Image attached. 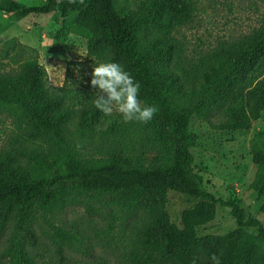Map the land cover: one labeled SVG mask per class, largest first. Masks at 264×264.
<instances>
[{
  "label": "trees",
  "instance_id": "trees-1",
  "mask_svg": "<svg viewBox=\"0 0 264 264\" xmlns=\"http://www.w3.org/2000/svg\"><path fill=\"white\" fill-rule=\"evenodd\" d=\"M86 4L45 0L27 7L9 0L8 5L16 19L53 13L62 25L76 13L86 20L95 30L89 49L106 48L112 61L140 85L139 98L158 109L138 128L147 141L127 138L131 124L138 122L107 118L93 103L77 113L66 106L72 94L68 66L67 80L57 89L60 94L49 96L38 59L20 63L15 74L0 75V111L21 107L28 115L27 125L18 123L16 138L0 151V220H10L14 212L15 223L34 239L26 227L34 215L63 212L78 205L83 195L107 196L108 212L122 228L128 264H191L193 258L196 264H211L213 254L221 264H264L262 223L247 216L238 199L218 198L206 190L194 171L188 144L193 117L218 130L247 131L264 115V18L244 41L214 53L211 64L192 66L189 76L197 80L185 85L164 66L172 63L178 50L173 32L192 19L191 0H151L135 13L120 11L117 0ZM152 31L161 37L144 36ZM214 112L220 113L216 125L210 120ZM102 119L105 128H100ZM94 136L115 138L117 145L123 144L124 155L87 163L79 149ZM30 142L33 147L27 148ZM252 149L258 165L252 187L262 200L264 215V155H259L258 145ZM170 192L201 204L182 213L179 227L167 213ZM216 206L229 210L239 230L225 237H198L196 229L209 223ZM14 253L12 264H34L21 251Z\"/></svg>",
  "mask_w": 264,
  "mask_h": 264
},
{
  "label": "rangeland",
  "instance_id": "rangeland-1",
  "mask_svg": "<svg viewBox=\"0 0 264 264\" xmlns=\"http://www.w3.org/2000/svg\"><path fill=\"white\" fill-rule=\"evenodd\" d=\"M15 1L27 7L45 2ZM150 1L117 0V6L120 11L135 13L148 6ZM191 2L192 19L173 32L178 50L172 63L164 66L166 73L178 76L185 85L197 80V77L189 76L192 66L204 62L211 64L214 53L226 45L244 41L264 18V0ZM8 4L9 0H0V75L15 74L20 63L37 58L46 73V91L49 96H56L60 94L57 89L67 80L68 66L72 79L67 83L72 94L66 106H71L77 113L92 104L97 91L90 85L92 66L98 61L118 63L112 61L110 52L102 45L103 48L97 45L89 49L95 36L94 28L76 13L69 14L62 25L59 15L53 13L16 19L15 11ZM144 36L152 39L161 34L152 31ZM106 116L126 123L115 109ZM210 120L213 125L218 124L220 113L214 112ZM20 122L23 127L28 123L23 108L0 111V151L7 149L10 141L16 138V125ZM141 124H131L128 140L147 141V137L138 131ZM105 127L102 119L100 128ZM33 144L30 142L26 146L31 148ZM188 144L194 171L202 177L206 190L218 198L238 199L246 215L259 220L264 227V215L260 211L262 200L252 187L258 169L252 147L258 145V151L264 153V115L247 131L218 130L193 117L188 129ZM122 145H117L112 137L94 136L81 144L79 154L87 163L97 164L112 156L124 155ZM261 153L260 156L264 155ZM93 196H81L78 205L60 213L34 215L26 225L34 239L25 233L24 226L15 223L14 212L10 220H0V264L15 261L17 257L12 251H21L23 257L34 264H128L122 228L117 218L108 212V197ZM199 204L195 199L170 192L166 204L170 221L179 227L182 213L199 207ZM206 208L203 210L207 211ZM210 214L209 223L196 229L198 237H225L239 230L229 210L216 206ZM109 224H112L110 231ZM244 231L254 233L248 229Z\"/></svg>",
  "mask_w": 264,
  "mask_h": 264
},
{
  "label": "clouds",
  "instance_id": "clouds-1",
  "mask_svg": "<svg viewBox=\"0 0 264 264\" xmlns=\"http://www.w3.org/2000/svg\"><path fill=\"white\" fill-rule=\"evenodd\" d=\"M71 5L87 7L86 0H68ZM90 85L96 89L94 106L104 115L115 109L125 122H149L158 109L139 99L140 85L122 65L116 62L98 61L92 66ZM193 258L191 264H196ZM211 264H221L219 256L213 254Z\"/></svg>",
  "mask_w": 264,
  "mask_h": 264
}]
</instances>
